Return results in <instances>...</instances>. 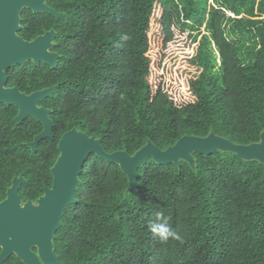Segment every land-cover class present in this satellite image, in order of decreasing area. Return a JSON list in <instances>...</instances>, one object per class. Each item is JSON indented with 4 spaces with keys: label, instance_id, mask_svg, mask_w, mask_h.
Wrapping results in <instances>:
<instances>
[{
    "label": "trees",
    "instance_id": "trees-1",
    "mask_svg": "<svg viewBox=\"0 0 264 264\" xmlns=\"http://www.w3.org/2000/svg\"><path fill=\"white\" fill-rule=\"evenodd\" d=\"M246 4L251 0H225ZM254 40H230L225 14L208 0H48L61 14L22 12L19 35L32 42L55 31L52 68L33 61L12 67L8 87L32 95L55 88L41 106L51 111L54 138L32 117L0 104V202L25 179L23 202L52 188L59 143L76 129L108 153L135 155L149 143L162 151L189 136L261 143L264 133V0H252ZM205 30L202 31V28ZM220 61V67L218 62ZM137 187L118 164L88 158L77 203L56 233L64 264H264V164L233 152L138 170ZM163 210L183 243H161L149 229ZM36 251V249H35ZM2 248L0 247V256ZM4 264H24L13 255Z\"/></svg>",
    "mask_w": 264,
    "mask_h": 264
},
{
    "label": "water",
    "instance_id": "water-1",
    "mask_svg": "<svg viewBox=\"0 0 264 264\" xmlns=\"http://www.w3.org/2000/svg\"><path fill=\"white\" fill-rule=\"evenodd\" d=\"M47 1L0 0V104L15 106L19 110V123L32 117L43 124L44 131L31 144L34 151L43 140L54 138L51 111L41 104L52 95L55 88L27 95L18 87H8V72L12 67L30 61L57 67L60 56L51 51L58 37L57 32L51 31L32 42L19 35L25 9L61 17L60 13L47 5ZM59 150L61 156L53 169V186L45 189V196L39 200V206H35L32 201L23 203L20 190L27 182L23 178L15 181L8 191L7 199L0 202V264L6 263L13 255L24 264H64L55 252L56 233L62 227L67 208L77 203L80 178L92 154L108 163L120 165L130 180V189H134L138 183V170L150 158L160 165H169L178 164L180 160L192 162L193 153L209 156L223 151L264 164V133L261 143L247 146L237 145L222 137L199 139L186 136L167 151L149 143L132 156L124 151L108 153L100 140L73 129L63 135Z\"/></svg>",
    "mask_w": 264,
    "mask_h": 264
},
{
    "label": "rangeland",
    "instance_id": "rangeland-1",
    "mask_svg": "<svg viewBox=\"0 0 264 264\" xmlns=\"http://www.w3.org/2000/svg\"><path fill=\"white\" fill-rule=\"evenodd\" d=\"M175 4V0H168V9L174 14L176 13ZM208 5L225 14L226 19L223 23V29L230 40L245 44L248 47L254 45V40L248 27H243L240 24V21L245 25V22L250 19H258L253 15L252 7L254 6V2L252 0L249 4L238 3L236 5L228 3L225 0H208ZM204 30L205 27L202 28V31ZM219 67L220 61L217 68Z\"/></svg>",
    "mask_w": 264,
    "mask_h": 264
},
{
    "label": "clouds",
    "instance_id": "clouds-1",
    "mask_svg": "<svg viewBox=\"0 0 264 264\" xmlns=\"http://www.w3.org/2000/svg\"><path fill=\"white\" fill-rule=\"evenodd\" d=\"M149 229L161 243H167L169 240L183 243V236L172 228L163 210L155 213V218L150 222Z\"/></svg>",
    "mask_w": 264,
    "mask_h": 264
},
{
    "label": "flooded vegetation",
    "instance_id": "flooded-vegetation-1",
    "mask_svg": "<svg viewBox=\"0 0 264 264\" xmlns=\"http://www.w3.org/2000/svg\"><path fill=\"white\" fill-rule=\"evenodd\" d=\"M46 188H48V187H46ZM46 188H45V189H46ZM44 196H45V194H44ZM44 196H43V197H44ZM41 198H42V197H41ZM41 198H39L37 201H32V202L34 203L35 206H39V200H40ZM22 200H23V199H22ZM30 201H31V200H30ZM23 203H24V202H23ZM34 251H35V250H34ZM35 252H37V249H36Z\"/></svg>",
    "mask_w": 264,
    "mask_h": 264
}]
</instances>
